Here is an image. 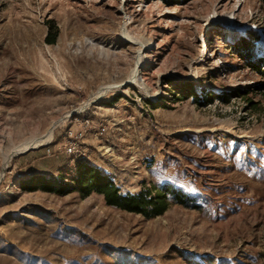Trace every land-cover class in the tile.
Instances as JSON below:
<instances>
[{"label":"rangeland","instance_id":"374dc122","mask_svg":"<svg viewBox=\"0 0 264 264\" xmlns=\"http://www.w3.org/2000/svg\"><path fill=\"white\" fill-rule=\"evenodd\" d=\"M244 44L264 55V0H0V264H264V79ZM85 119L75 159L63 148ZM76 163L198 208L146 219L20 188L71 184Z\"/></svg>","mask_w":264,"mask_h":264},{"label":"trees","instance_id":"16d2710c","mask_svg":"<svg viewBox=\"0 0 264 264\" xmlns=\"http://www.w3.org/2000/svg\"><path fill=\"white\" fill-rule=\"evenodd\" d=\"M57 37L55 26L47 22V34L45 42L53 44ZM244 53L246 65L254 70L264 79V55L250 53L248 45L244 44L237 48L236 53ZM193 98L194 92H189ZM214 96L205 95V99L211 101ZM224 101L226 99L222 98ZM250 103V101H249ZM76 173L72 178V183L67 184L59 180L55 182L51 178L43 176H30L20 188L24 191L41 190L43 192L67 193L77 192L80 196H88L91 193L101 195L105 205L115 207L119 210L135 213L146 219L154 218L164 213L170 202H175L188 206L189 208H198V205L191 198L185 195L181 190L172 185L147 186L140 189L137 193H120L119 188L114 181L105 173L91 166L76 163Z\"/></svg>","mask_w":264,"mask_h":264},{"label":"built area","instance_id":"2783aa9c","mask_svg":"<svg viewBox=\"0 0 264 264\" xmlns=\"http://www.w3.org/2000/svg\"><path fill=\"white\" fill-rule=\"evenodd\" d=\"M78 125L80 126L78 132L74 133L72 130H69L67 135L68 141L64 144L63 148L67 156L74 157L75 159L81 156V150L79 148L78 142L87 132L92 129L91 124L86 119L80 121Z\"/></svg>","mask_w":264,"mask_h":264},{"label":"bare ground","instance_id":"6f19581e","mask_svg":"<svg viewBox=\"0 0 264 264\" xmlns=\"http://www.w3.org/2000/svg\"><path fill=\"white\" fill-rule=\"evenodd\" d=\"M125 33V32H124ZM126 35H127V33H125ZM142 56H140V55H137V57H136V60H135V63H136V65H138V67L141 65V61H142ZM140 72V70H135V72L134 71H132V73H131V75H130V77L128 78L129 79V83H134V82H136V73H139ZM120 87H122L121 86V83H113V84H106V85H103V86H101L100 88H98V90L95 92V94H94V98H99V97H101V96H103V95H105L108 91H110V90H113V89H118V88H120ZM144 87V86H143ZM144 90H145V87H144ZM88 105V102L86 103V104H84L82 107H79L78 108V112L81 110V109H83L85 106H87ZM40 141V140H39ZM42 141V140H41ZM40 143V142H39ZM35 145H36V143L35 142H32V143H27V144H24L23 146H21V148H19V149H16V150H13V151H19V152H22V151H24V150H26L27 148H29L30 146L31 147H35ZM16 153V152H15ZM10 157V155H5L4 156V161H3V163H6L7 162V160H8V158ZM5 164H3L2 166H4Z\"/></svg>","mask_w":264,"mask_h":264},{"label":"water","instance_id":"95a60500","mask_svg":"<svg viewBox=\"0 0 264 264\" xmlns=\"http://www.w3.org/2000/svg\"><path fill=\"white\" fill-rule=\"evenodd\" d=\"M27 150H29V148H28V149H26V150H24V151H22V152H17V154H22V153H25Z\"/></svg>","mask_w":264,"mask_h":264}]
</instances>
